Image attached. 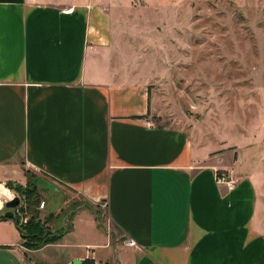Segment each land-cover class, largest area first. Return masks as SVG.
Returning a JSON list of instances; mask_svg holds the SVG:
<instances>
[{"label":"crops","instance_id":"crops-1","mask_svg":"<svg viewBox=\"0 0 264 264\" xmlns=\"http://www.w3.org/2000/svg\"><path fill=\"white\" fill-rule=\"evenodd\" d=\"M146 80L105 0H0V185L31 180L67 230L30 249L0 220V264H264L254 180L154 125Z\"/></svg>","mask_w":264,"mask_h":264},{"label":"rangeland","instance_id":"rangeland-1","mask_svg":"<svg viewBox=\"0 0 264 264\" xmlns=\"http://www.w3.org/2000/svg\"><path fill=\"white\" fill-rule=\"evenodd\" d=\"M105 2L124 58L147 78L148 119L238 164L264 203V0ZM14 184L15 196L32 190L31 180ZM100 214L110 226L104 206ZM53 221L45 226L62 232Z\"/></svg>","mask_w":264,"mask_h":264},{"label":"trees","instance_id":"trees-1","mask_svg":"<svg viewBox=\"0 0 264 264\" xmlns=\"http://www.w3.org/2000/svg\"><path fill=\"white\" fill-rule=\"evenodd\" d=\"M217 174L222 175L224 174L223 171H218ZM13 181L6 182V188H9L13 191H17L20 188L14 184ZM32 190H24L23 188L21 193L23 195V199L26 203V210L30 214L29 221L25 225H21V218L19 216L13 218L12 220L15 222L18 231L22 239L25 241V245L30 249H39L48 244L55 243L59 241L66 231L60 233L52 232L48 226H45V223L50 222L54 217L50 215L47 217L45 222H42L40 219V214L36 210V207H39L41 201V195L39 194L38 188L35 183L31 182ZM24 210L22 209V212ZM0 220H9L4 216V210L0 211ZM71 219L70 224H68V230L72 229ZM83 264H94L91 261L87 260Z\"/></svg>","mask_w":264,"mask_h":264},{"label":"built area","instance_id":"built-area-1","mask_svg":"<svg viewBox=\"0 0 264 264\" xmlns=\"http://www.w3.org/2000/svg\"><path fill=\"white\" fill-rule=\"evenodd\" d=\"M216 177H217V181H218L219 184L227 185L230 190L235 188L236 185H237V181L229 179L228 176L225 175V174H222V175L217 174ZM14 197H16V196L13 195V198ZM20 199H21V204H20V206L17 209L16 217L19 216L21 218L20 224L21 225H25V224H27V222L29 221V218L31 216H30L29 212L26 210L25 200L23 198H21V197H20ZM45 206H46V203L43 201V202L40 203L38 209L39 210L40 209H44ZM22 209L24 210L23 212H22ZM126 245L129 246V247H136L137 246L136 242L134 240H132V239L127 240Z\"/></svg>","mask_w":264,"mask_h":264},{"label":"water","instance_id":"water-1","mask_svg":"<svg viewBox=\"0 0 264 264\" xmlns=\"http://www.w3.org/2000/svg\"><path fill=\"white\" fill-rule=\"evenodd\" d=\"M20 204H21V199L19 196H16L12 200L7 201L4 206V216L9 219L15 218L17 209L20 206ZM74 264H83V262L76 261Z\"/></svg>","mask_w":264,"mask_h":264},{"label":"clouds","instance_id":"clouds-1","mask_svg":"<svg viewBox=\"0 0 264 264\" xmlns=\"http://www.w3.org/2000/svg\"><path fill=\"white\" fill-rule=\"evenodd\" d=\"M0 195L5 196L8 200H11L13 198V194L9 192L7 189L3 187V185H0ZM3 201L0 200V208H3Z\"/></svg>","mask_w":264,"mask_h":264}]
</instances>
